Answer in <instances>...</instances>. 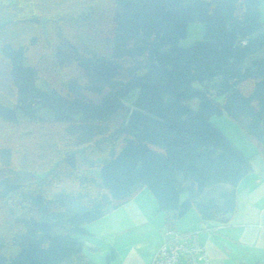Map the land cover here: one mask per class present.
<instances>
[{
	"label": "trees",
	"instance_id": "1",
	"mask_svg": "<svg viewBox=\"0 0 264 264\" xmlns=\"http://www.w3.org/2000/svg\"><path fill=\"white\" fill-rule=\"evenodd\" d=\"M64 3L0 0V264H65L142 188L165 230L228 223L252 166L212 117L264 158L262 0ZM195 21L205 39L181 46Z\"/></svg>",
	"mask_w": 264,
	"mask_h": 264
},
{
	"label": "crops",
	"instance_id": "2",
	"mask_svg": "<svg viewBox=\"0 0 264 264\" xmlns=\"http://www.w3.org/2000/svg\"><path fill=\"white\" fill-rule=\"evenodd\" d=\"M242 149L252 170L236 187L233 218L228 223H202L191 210L175 224L181 232L199 231L198 241L205 247L209 264H264V158L255 154L253 144H248L247 151ZM213 189L219 194L229 186L215 185L206 193ZM165 226L154 195L142 188L120 207L87 224L85 247L74 257L80 258L77 264L86 259L95 264H150L164 243Z\"/></svg>",
	"mask_w": 264,
	"mask_h": 264
},
{
	"label": "rangeland",
	"instance_id": "3",
	"mask_svg": "<svg viewBox=\"0 0 264 264\" xmlns=\"http://www.w3.org/2000/svg\"><path fill=\"white\" fill-rule=\"evenodd\" d=\"M65 3L63 5H59L54 7L55 9H58L62 6L69 5L72 3L73 0H63ZM261 19L263 23L264 28V0H262V14ZM205 31H206V25L200 21L191 22L187 26V32L186 36L183 37L180 40V45L183 47H187L197 41H202L205 39ZM264 55V50L260 51L259 53L250 56L246 59V65H249L251 60L255 59L256 57H260ZM220 78H216V81H219ZM194 89H200L202 88V85L199 82H194L192 84ZM219 101L221 98H217ZM194 110H198L199 102L197 99L190 100L186 103ZM212 122L224 132V134L227 136V138L236 146L239 148H244L246 151L248 149V144L250 143L246 134L243 132V130L240 128V126L232 120L227 114L223 115H215L212 117ZM15 138V137H11ZM250 145V144H249ZM244 152V151H243ZM215 190H211L205 194L206 197H208L210 194H215ZM79 257V256H78ZM79 259V260H78ZM80 262V258H75L71 260H67L65 264H71L72 262L74 264H77V262Z\"/></svg>",
	"mask_w": 264,
	"mask_h": 264
},
{
	"label": "built area",
	"instance_id": "4",
	"mask_svg": "<svg viewBox=\"0 0 264 264\" xmlns=\"http://www.w3.org/2000/svg\"><path fill=\"white\" fill-rule=\"evenodd\" d=\"M164 238L150 264H209L205 247L198 241V231L179 233L169 228Z\"/></svg>",
	"mask_w": 264,
	"mask_h": 264
}]
</instances>
